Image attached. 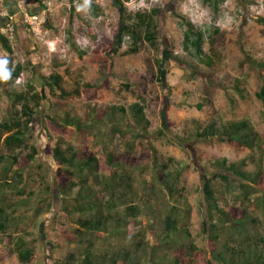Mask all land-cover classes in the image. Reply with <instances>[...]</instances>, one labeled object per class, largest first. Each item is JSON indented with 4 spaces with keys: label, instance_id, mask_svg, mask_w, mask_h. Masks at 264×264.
<instances>
[{
    "label": "rangeland",
    "instance_id": "obj_1",
    "mask_svg": "<svg viewBox=\"0 0 264 264\" xmlns=\"http://www.w3.org/2000/svg\"><path fill=\"white\" fill-rule=\"evenodd\" d=\"M74 1L76 2V0H68L69 5ZM97 1L80 0L84 6L80 8L81 12L77 13L78 19L72 23L74 27H71L70 22L71 14L72 18L74 17L73 13L67 14L63 12L64 9L58 12L56 22L65 39L63 40L65 47L59 52L58 61V71L64 77L62 85L67 91H72L83 83L96 85L104 83V88L95 99L102 108L91 114L89 124L100 128L99 121L103 119L110 126L120 123L118 121L122 119L121 124L133 129L136 136L126 133L123 140H119L109 132H103L107 136L101 137L98 135V128H90L86 132L77 131L72 126V129L56 130L53 124L58 125V123L52 120L55 115L51 112L55 107L53 104L60 101L57 97L59 91L53 90L50 94L51 86L48 84V77L52 71H55L56 66L51 63L54 57L50 52L49 61L52 65L47 66L44 63L42 53L47 52L45 49L38 48L37 53L32 50L31 53H27V46L19 44L18 53L13 59L9 58L10 64H16V70L12 71L11 67L7 66L4 70L5 75L0 76V121L11 119L10 110H13L16 104L12 95L27 91L31 86H35L38 91L45 90L50 95L49 100L44 101L43 107L35 116L31 131L26 138V145L37 147L39 155L23 172L25 176L23 182L21 183L9 163L0 165V182L7 180L15 187L17 184L23 185L26 191L34 193L21 198L16 191L11 193L9 187L2 194L12 206L21 200L33 204L31 210H25V206L19 209L12 208L14 213L11 216L17 219L18 229L7 231L32 243L34 252L30 264H57V261H61L62 254L55 251V242L52 240L46 244V241H50L52 230L59 236L75 233L74 221L83 217L73 211L75 205L73 200L81 186L66 196L69 198H63L58 190L57 165L52 158H49L50 156L44 154L50 137L53 138L51 147H54L58 140L63 139L66 142L63 146H71L75 151L88 146L99 158L104 151L113 149L118 157L128 156L123 162L119 159L116 167L113 168L117 176H112V170L107 172L101 167L94 172L86 171L87 185L93 193L101 197L103 203L112 196L116 200L121 196L119 202L121 203L124 198L131 201L138 198V195L142 196L143 190L147 193L151 192L149 186L155 180L151 172L156 171H153L156 161L160 163L174 159L170 171L180 172L177 184L180 197H174L166 190H158L152 205L153 216H147L149 204L142 203L143 214L135 218L137 222L144 223V226L136 231L135 239L145 238L148 249L154 244L155 237L152 232L159 236L163 230V220L171 211V206L183 210L187 205L190 216L185 217L184 213H179L177 217L180 226L189 231L191 238L184 241L177 236L174 244L187 246L191 242L198 250L205 249L206 240L202 233V222L206 213L202 190L205 174L213 180L220 206L225 211L238 208L249 215L252 212L251 203L254 195L245 190L233 189L235 185L228 188V184H235L236 180L232 177L227 182L220 179L217 176L219 172L214 168V162L221 158L226 159L228 164L240 165L246 157L257 158L259 151L254 146H249L243 152H235L223 140L213 138L204 141L192 138L190 141V137L210 123L220 126L226 122L244 119L248 120L258 133L264 134V103L256 96L259 83L243 61L247 56L258 60L264 59V0H121L124 2L125 13L120 11L114 0ZM52 2L60 5L64 0H52ZM93 3L101 5L102 8L97 9ZM0 8H3L2 3ZM98 12L106 15L110 21L95 22L93 16ZM146 13L154 18L157 17L159 21L158 52L147 45L137 54L125 55L124 53L133 47L131 37L126 36L121 51L113 56V67L108 77L101 79L95 73L93 65L87 62L92 53L111 41L112 32L121 20L131 25L135 22L137 14ZM84 15L94 22L98 34V40L94 44L76 31L78 20L80 23V18ZM132 18L134 20H131ZM64 31L66 33L63 34ZM127 37L130 39L126 40ZM29 39L33 40L32 36ZM172 54L193 57L200 65L210 67L213 70L214 80L221 82L223 87L212 86L210 81L203 79L202 75L192 68L179 66L171 58ZM4 67L0 65V72ZM17 67L22 68L20 73H23L24 77L21 87L14 84L18 77ZM48 67V71H45L44 69ZM159 68L163 70V84L150 81L156 77ZM143 76H147L149 80L145 90L133 84V81H138ZM128 85H131L129 89H127ZM63 102L67 109H72L80 117L86 116L82 113L87 103L84 95L66 97ZM198 105L202 106V109L197 107ZM112 106L117 107L120 112L117 111L109 116L110 111L107 110ZM134 107L143 110L144 121L138 132L129 122L131 115L135 114ZM19 109L20 106L17 110ZM121 109L125 114L121 113ZM180 140L184 142L180 143ZM27 146L18 151H10L4 145H0V155L27 154L30 151ZM128 148L130 154L124 156L123 151ZM122 166L127 170L125 171V176L129 177L127 179ZM244 170L255 173L260 171V168L257 163L249 162V166ZM5 175H7L6 180H3ZM40 199H44L41 204L38 203ZM66 199L68 202L65 201ZM38 207L43 209L39 215H35L34 209ZM66 208L75 214L67 213ZM256 211L259 221L264 224L262 211ZM119 212L125 216L123 208H120ZM87 217L89 216L83 218ZM129 219L133 220L131 217ZM150 224H154L155 228L154 226L150 228ZM75 234L77 238V233ZM173 238L175 239V234L169 235V239ZM90 240L95 245L93 251L99 256L112 255L113 248L104 244V238L91 237ZM39 242L45 243L44 246ZM132 243L133 239L123 240L121 247L131 248ZM12 248L13 246L6 244L0 245V264H25L20 262L16 251H11ZM219 250L222 251V248ZM159 254L163 257L167 253L163 251ZM177 254H183V250L178 251ZM186 254L190 255L188 250ZM167 255L174 256L175 252L170 250ZM147 261L149 262V258Z\"/></svg>",
    "mask_w": 264,
    "mask_h": 264
},
{
    "label": "trees",
    "instance_id": "obj_2",
    "mask_svg": "<svg viewBox=\"0 0 264 264\" xmlns=\"http://www.w3.org/2000/svg\"><path fill=\"white\" fill-rule=\"evenodd\" d=\"M114 2L120 7L121 12H126L124 2L121 0H114ZM93 4L99 10L102 8L101 5ZM27 10L30 12L31 8L28 7ZM63 12L71 13V11L65 8ZM80 19L77 33L89 39L91 43H96L98 34L94 22L85 17ZM0 20L3 21L0 23V27H2L10 20V16L3 17L0 14ZM131 20H134V18ZM13 24L16 29V37L13 41L0 34V44L2 45L3 51L8 58L11 59L18 53V48H20L19 39L17 37L18 27L15 25V22ZM71 27H74V25L72 24ZM126 36L131 37L133 47L129 48L128 51L124 53L125 55L137 54L141 48H145L147 45L150 49L158 52L160 25L157 17L154 18L147 13L137 14L135 16V22L131 25H127L125 20H121V22L117 24L115 30L112 32L111 41L107 45L97 48L87 61L93 65L95 73H97L101 79L108 77L113 67V56L121 51ZM35 43V47L37 46L36 48H40V46ZM52 57H54L52 61L56 66V71H52L51 75L48 77L49 86H51L49 92L51 94L53 90L59 91L57 97L60 100L53 104L55 107H53L51 114L55 116L52 117V120L58 123V125L53 124V126L56 130L63 128L69 129L72 126V128L82 132H86L90 128H98L96 125L89 124V121L91 114L97 112L98 108H102L96 103L95 99L104 88L105 84L96 85L92 83H83L81 86L78 85L76 89L67 91L62 85L64 77L58 71L60 56L55 53ZM171 58L175 60L179 66L192 68L196 73L202 75L203 79L210 81L212 86L223 87L221 82L214 80L213 70L208 66L200 65L193 57L172 54ZM243 61H245V64L249 66L250 70L255 75L259 83L256 96L264 103V59L258 60L255 57L247 56ZM12 64L13 63H11L10 66H12ZM21 71L22 68L17 67L16 76H19ZM154 79L150 81L163 84V70L159 68ZM148 83L149 80L147 76L141 77L138 81H133V84H135L137 88L143 90L147 88ZM130 87L131 85H128L127 89ZM73 95H84L86 97L87 103L82 112L84 116L86 115L84 118L80 117V115L72 111V109H67L65 102H63L66 97H71ZM11 97H15L13 102L16 104L13 110H10L11 119L0 121V145H4L10 151H18L26 148V138L31 131L33 120L43 107L44 101L49 100L50 95L47 94L45 90L38 91L35 86H31L27 91H20ZM19 106L20 109L17 110ZM197 107L202 109V106L198 105ZM134 109L135 114L131 115L132 118H129V122L131 127L138 132L144 121L143 110L139 107H134ZM59 111L61 113H59ZM109 111V116H112L119 111V109L112 106L108 107L107 112ZM121 113L125 114V111L121 109ZM118 122L120 123H114L110 126L107 125L104 119L99 121L101 126L98 128V135L106 137L107 134H103V132H109L118 137L119 140H123L126 133H131V135L136 136L133 129L121 124L123 122L122 119ZM192 138L204 141L217 138L218 140H223L235 152H243L249 146H254L259 151V156L257 158L246 157L240 165L237 163L228 164L226 159L221 158L214 162V168L219 172L217 176L220 179L227 182L229 178L232 177L233 180H236L235 184H228V188L235 185L233 189L237 191L245 190L249 194L254 195V200L251 203V215L242 212L238 208H230L225 211L220 206L213 180L205 174L202 190L206 213L204 221L202 222V233L206 240V247L202 250H198L191 242L187 246L174 244L177 236L181 237L184 241H186L187 238H191L189 231L180 226V220L179 217H177L179 213H184L185 217L190 216L188 205L183 210L171 206V211H169L163 220V230L159 236L152 232V235L154 234L155 237L154 244L149 249L145 242V238L135 239V233L138 228L144 226L143 222H137L135 219L137 215L143 214L144 210L142 203L149 204V207H147L149 208L147 209V216L151 217L153 216V200L156 198L158 190H166L172 196L180 197V190L177 186L180 172L174 173V171H170L171 165L174 164V159H167L160 163L156 161L153 170L156 171L151 172L155 179L154 183L149 186L151 192L147 193L143 190L142 196L138 195V198H134L131 201H127V199L124 198L127 203L124 200H122L121 203L127 204V206H123V204L119 203L120 199H122L121 196L118 197L117 200L112 196L108 201L103 203L101 197L93 193L91 188L87 185L88 179L86 177V171L94 172L101 167L107 172L112 170V176H117L113 168L116 167L119 159L123 162L128 156L118 157L119 155H117V152L113 149L106 152L104 151L101 158H99L97 153L88 146L82 147L77 151L71 146H63V144L66 143L63 139L58 140L56 145L51 147L53 138L50 137V140L47 142L48 144H46L44 154L50 156L49 158H52L57 165L56 177L58 190L63 198H69L66 196H68L72 190L81 186L80 191L73 200L75 202L73 211L78 212V214L83 217L89 216L74 221L77 238L75 233H65L59 236L56 231H51L50 241H46V244L53 240L55 242V251H59V253L62 254L61 261H57V264H264V224L259 221L256 211L261 210L264 215V134L258 133L251 123L244 119L226 122L220 126H217L215 123H210L202 130H199L193 137H190V141ZM181 141L182 140H180V143ZM27 148H30L27 154L0 155V165L9 163V165L14 168L16 176L21 180V183L25 178L23 172L35 162L39 155L37 147L27 146ZM128 150L129 148L123 151L124 156H126L125 154H130ZM249 162L257 163L260 171L253 173L244 170V168L249 166ZM122 168L125 176V171L127 170L124 166H122ZM203 168L208 170L206 166H203ZM6 177L7 175L4 176L3 180H6ZM161 177L165 178L161 179ZM125 178L127 179L129 177L125 176ZM22 186L23 185L18 186L17 184L15 187L7 182V180L0 182V245L6 244L13 246L11 251H16L18 253L20 262L30 264L34 252L33 247H31L32 243L18 238L14 236V233H8L7 231L10 229H18L17 219L11 216L12 213H14L12 208L15 207L19 209L21 206H25V210H31L33 204L30 201L21 200L20 202L17 201V203L12 206L7 197L5 198L2 195L9 187L8 190L11 191V193L16 191V194L21 198L30 194L34 195L33 192L26 191ZM127 188L129 189V185ZM48 191H50V189ZM43 201L44 199H40L38 203L41 204ZM65 201L68 202L67 199ZM137 201H140V203ZM175 202L178 203L179 201ZM120 208L124 209L125 216L119 212ZM42 209L43 207L35 208V215H39ZM65 210L71 215L75 214L69 208ZM176 211H178V213H176ZM130 217L133 218L132 221L129 219ZM220 225L222 228H220ZM153 226L154 224L149 225L150 228H153ZM172 234H175V239H169V235ZM183 234L184 237H182ZM83 237H85V239H83ZM91 237H97L98 239L104 238V244L113 248L111 249L113 250L112 255L105 254L99 256L95 253L93 251V246L95 245L90 240ZM128 239H133L131 248L130 246L121 247L123 240ZM44 244L41 246H44ZM219 248H222V251H220ZM170 250L175 252L174 256L167 255L170 253ZM182 250L184 255L177 254L178 251ZM187 250L189 251V256H187V254L185 255ZM163 251L167 254L160 257L159 253ZM148 258L149 262L147 261Z\"/></svg>",
    "mask_w": 264,
    "mask_h": 264
},
{
    "label": "built area",
    "instance_id": "obj_3",
    "mask_svg": "<svg viewBox=\"0 0 264 264\" xmlns=\"http://www.w3.org/2000/svg\"><path fill=\"white\" fill-rule=\"evenodd\" d=\"M58 5L53 4L52 0H43L41 6L37 8L39 9L37 13L32 14L31 11L26 12L24 13V17H23V23L26 26L29 35L32 36L33 40L40 46V48L47 50L48 52L51 53L52 56L55 53L59 54V52L63 50L65 47L63 45L64 44L63 40L65 39H63L64 37L62 35V31L60 30V26L56 22L58 19V13L56 12V10L59 9L57 8ZM62 9H64L63 6L60 7V10ZM2 16L9 17V13L8 14L5 13ZM83 17L87 18V16L85 15ZM93 20L97 23L110 21L109 19H107L106 15L102 14L101 12H98L95 16H93ZM13 23L14 21L10 17V20L5 25L0 27V34L8 37L11 41H13L16 37V29ZM64 33L66 32L64 31L63 34ZM65 37H67V35ZM129 39L130 37H127L126 40ZM124 44H125V40L123 42V45ZM0 65L5 66L3 70L1 69L2 71L0 72V76L5 75L4 70L6 69L7 66L11 67L12 71L16 70V64L13 63V65L10 66L9 58L4 53L1 44H0ZM23 83H24L23 73H20L17 79H15L14 84H16V86L18 87H21Z\"/></svg>",
    "mask_w": 264,
    "mask_h": 264
},
{
    "label": "crops",
    "instance_id": "obj_4",
    "mask_svg": "<svg viewBox=\"0 0 264 264\" xmlns=\"http://www.w3.org/2000/svg\"><path fill=\"white\" fill-rule=\"evenodd\" d=\"M43 0H0V3L3 4V8L0 10V14L3 15L5 13H9V16L12 18V20L16 23L15 25H17V37H18V41L20 45L25 44V46H27L26 48V52H30L31 50L34 53L38 52V48L35 47L34 45V41L31 39H29L30 35L27 32V28L23 23V17H24V13L28 12L27 8L30 7L32 11L33 9H37L38 7L41 6ZM38 3H41L40 5H38ZM24 9H22L23 7ZM63 6V8L68 9L69 11H71V13H73L74 17L72 18V14L70 17V22L71 25L72 23H75V20L78 19L77 17V13L81 12L80 8H82V6H84L82 4V2H80V0H76V2L74 1L72 3V5H69L68 0H64V3L60 4L57 6L56 12L58 13L60 11V7ZM87 7V6H85ZM68 14V13H67ZM76 16V17H75ZM1 23V21H0ZM78 27H79V20H78ZM77 27V29H78ZM76 29V31H77ZM35 48V49H33ZM42 56H44V63L48 66L53 64V61L51 60L50 63V54L49 52H43ZM53 59V58H52ZM49 67L47 69H44L45 71H48ZM56 71V70H55ZM49 84V81H48Z\"/></svg>",
    "mask_w": 264,
    "mask_h": 264
},
{
    "label": "water",
    "instance_id": "obj_5",
    "mask_svg": "<svg viewBox=\"0 0 264 264\" xmlns=\"http://www.w3.org/2000/svg\"><path fill=\"white\" fill-rule=\"evenodd\" d=\"M39 11V9H33L32 11H31V13L32 14H35V13H37Z\"/></svg>",
    "mask_w": 264,
    "mask_h": 264
},
{
    "label": "clouds",
    "instance_id": "obj_6",
    "mask_svg": "<svg viewBox=\"0 0 264 264\" xmlns=\"http://www.w3.org/2000/svg\"><path fill=\"white\" fill-rule=\"evenodd\" d=\"M9 62H10V60H9ZM6 78V77H5Z\"/></svg>",
    "mask_w": 264,
    "mask_h": 264
}]
</instances>
